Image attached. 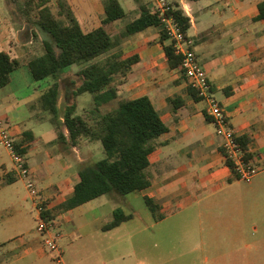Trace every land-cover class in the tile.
<instances>
[{"label": "crops", "instance_id": "0c3cea01", "mask_svg": "<svg viewBox=\"0 0 264 264\" xmlns=\"http://www.w3.org/2000/svg\"><path fill=\"white\" fill-rule=\"evenodd\" d=\"M58 1L50 0L54 12L59 10ZM62 1L83 32L101 26V0ZM169 1L186 7L187 34L194 39L196 58L215 98L221 93L216 99L236 136L247 140L262 170L249 183L236 178L221 152V139L204 113L205 104L191 97L183 72L168 67L159 42L161 27L152 26L124 38L112 51L123 58L138 57L118 85V96L126 100L147 97L168 128L150 156V185L126 196L112 192L60 211L58 206L72 195L77 172L88 164L91 150L100 147L102 154V147L85 137L72 146L65 128L61 129L64 140L57 139L51 114L39 104L54 79L35 81L27 67L29 60L44 53L49 36L20 15V0H0V51L9 52L20 63L8 85L0 89V116L16 144L25 149L30 178L51 214L49 234H59L62 256L71 252L72 264H264V20H257L258 4L264 0ZM119 2L126 21L116 22V29L139 16L138 4L151 10L155 0ZM73 73L57 80L58 107L63 97L61 79L68 76L70 83ZM176 97L181 102L176 100L178 107L173 108L168 99ZM6 156L0 159V192L8 189L6 193L15 196L17 207H10L8 216L15 227L24 226L23 200L28 199L33 209L32 199L25 182L13 175L8 152ZM12 179V183L5 182ZM18 183L26 190L24 198L16 194ZM135 198L144 203L150 200L155 213L146 203L144 211L135 209ZM120 204L131 218L103 231L114 211L122 209ZM35 233H27L26 239H16V245L0 251V264L53 261L43 251L36 229ZM175 243L180 245L179 253L162 251V246Z\"/></svg>", "mask_w": 264, "mask_h": 264}, {"label": "trees", "instance_id": "16d2710c", "mask_svg": "<svg viewBox=\"0 0 264 264\" xmlns=\"http://www.w3.org/2000/svg\"><path fill=\"white\" fill-rule=\"evenodd\" d=\"M20 1V15L49 36V41H44V53L29 60L27 67L35 81L54 79L53 84L40 96L39 104L51 114L52 122L58 130L57 139L64 140L61 129L65 128L72 146L85 136L100 142L104 154L100 160L78 170L73 193L58 206V210L67 211L112 192L126 196L149 187L147 169L150 156L157 147L156 140L168 128L147 97L126 100L118 96V85L124 82L138 57L123 58L121 54L112 51L126 37L152 26L161 27L157 16L140 3L139 16L116 29L115 23L125 17L122 5L119 0H101L104 10L101 26L83 32L62 0L58 1L57 12L53 11L50 0ZM169 5V15L187 33L190 28L189 18L184 15L178 2L169 1ZM258 11L257 20H264V2L258 4ZM167 40L169 38L161 28L159 42L168 67L174 70L179 68L181 58L175 55L170 41L165 43ZM73 64L81 65L82 68L70 77L73 87L71 100L60 116L57 80L60 72ZM19 65V61L9 52L0 51V89L8 85L10 74ZM189 91L194 100H200L190 87ZM85 93L91 95V102L90 108L82 116L75 111L78 97ZM179 99H168V103L173 108L178 107L176 100L181 102ZM111 103L115 105L110 106ZM237 140L243 148H247V140L239 137ZM22 152L25 153V149ZM226 163L235 174L233 164L229 161ZM5 182L12 183L14 180ZM145 203L155 213L154 204L148 199H145ZM43 214L47 221L51 220L49 212ZM130 218V214L115 210L112 221L103 226L102 230H111Z\"/></svg>", "mask_w": 264, "mask_h": 264}, {"label": "built area", "instance_id": "2783aa9c", "mask_svg": "<svg viewBox=\"0 0 264 264\" xmlns=\"http://www.w3.org/2000/svg\"><path fill=\"white\" fill-rule=\"evenodd\" d=\"M184 15L188 17L185 6L180 7ZM171 10L168 0H155L151 7L152 14L156 15L161 28L171 42L175 55L181 58L179 69L184 73L187 85L196 92L197 97L205 104L204 113L214 127L215 134L221 139V152L226 161L233 164L236 178L249 183L262 169L251 156V150L243 148L237 140L229 117L222 104L215 98L212 86L208 80L206 71L199 64L194 48V39L169 15ZM0 147L7 150L12 161L13 175L25 182L33 203L36 214V232L41 237L43 251L50 255L55 264H62V250L58 245L59 234H49L50 221L44 218L46 200L42 198L30 178V169L25 153L16 144L10 129L4 120L0 118Z\"/></svg>", "mask_w": 264, "mask_h": 264}, {"label": "rangeland", "instance_id": "374dc122", "mask_svg": "<svg viewBox=\"0 0 264 264\" xmlns=\"http://www.w3.org/2000/svg\"><path fill=\"white\" fill-rule=\"evenodd\" d=\"M149 1L152 2V0H149ZM122 20H124V22L126 21L125 18H123ZM81 68H82L81 65L73 64L69 67L64 68L60 72V76L67 74L68 72H76ZM67 77L68 76H66V78L64 79H61L63 97L59 102L60 112H64L66 104L69 103L70 96H71L70 89L73 88L72 85L69 83V79H67ZM48 80H51V79H48ZM23 95H25V93ZM216 98L217 99L221 98V93H217ZM90 99H91V95L89 93H85L79 96L77 108L75 112H78V113L86 112L90 108V102H89ZM114 105L115 103L110 104V106H114ZM0 118L4 120L1 116ZM45 126L47 128H52L51 124L49 123H46ZM85 138H88V137H85ZM91 151L92 153L89 156L88 164H92L96 160H98L100 157L101 158L103 157V153L101 154L100 147L95 146L93 147ZM6 154H7V151L0 149V159H6L7 158ZM88 164L85 163V165H88ZM16 186H17V192H16L17 196L20 198H24L26 196V190L20 183H18ZM7 190L8 189L0 192V251L11 248L14 245H16L15 244L16 239L18 240L26 239L29 236L28 235L29 233L36 234L35 233V229H36L35 212H34V209H32L31 202L28 199L23 200L24 203L22 204L23 206H25L24 211H23L25 225L15 227V225L12 223V219L9 218L8 212L11 211L10 209H14L15 207H17L15 204H18V203L15 200L14 198L15 196L13 194L6 193ZM132 205L134 206L135 209H138L141 212L145 210V203L143 202L141 198H135L133 200ZM119 207L122 208L120 210L122 213L124 214L129 213V210L126 209V206L124 204H120ZM16 233H19V234H16ZM15 234L18 235L16 238L14 239L8 238L11 235H15ZM162 247L165 248V250H162L165 252L174 251L175 253L177 252L179 253L181 251L179 243H175L174 245L162 246ZM62 261H63V264H72V253L69 251H66L62 256ZM25 263L26 262H24L23 264ZM41 263L55 264L53 261L49 259L43 260L41 261Z\"/></svg>", "mask_w": 264, "mask_h": 264}]
</instances>
